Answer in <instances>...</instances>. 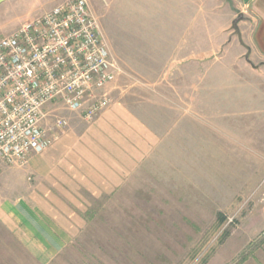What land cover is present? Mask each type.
Returning <instances> with one entry per match:
<instances>
[{"label": "rangeland", "instance_id": "rangeland-1", "mask_svg": "<svg viewBox=\"0 0 264 264\" xmlns=\"http://www.w3.org/2000/svg\"><path fill=\"white\" fill-rule=\"evenodd\" d=\"M61 1L1 3L0 38ZM252 1L88 0L123 70L110 105L124 102L168 143L151 176H128L111 194L79 191L87 211L60 214L67 243L52 261L22 245L11 264H264V52ZM240 14L257 67L232 29ZM57 113L70 122L61 137L87 124ZM19 168L0 169V190Z\"/></svg>", "mask_w": 264, "mask_h": 264}, {"label": "built area", "instance_id": "built-area-1", "mask_svg": "<svg viewBox=\"0 0 264 264\" xmlns=\"http://www.w3.org/2000/svg\"><path fill=\"white\" fill-rule=\"evenodd\" d=\"M88 0H63L0 38V169L26 167L70 126L93 121L122 72Z\"/></svg>", "mask_w": 264, "mask_h": 264}, {"label": "crops", "instance_id": "crops-1", "mask_svg": "<svg viewBox=\"0 0 264 264\" xmlns=\"http://www.w3.org/2000/svg\"><path fill=\"white\" fill-rule=\"evenodd\" d=\"M249 6L259 19L254 36L264 52V0H253ZM167 143L142 115L118 101L83 128L69 129L43 152L33 154L29 165L19 168L24 174L1 176L8 183L0 190V264L22 261V245L37 261H52L54 251L67 243L66 229L58 224L64 220L60 214L87 211L75 199L79 191L111 194L128 176H151L155 157ZM25 173L38 182H27ZM78 222L83 228L84 218ZM35 245H43L44 251L36 254Z\"/></svg>", "mask_w": 264, "mask_h": 264}, {"label": "water", "instance_id": "water-1", "mask_svg": "<svg viewBox=\"0 0 264 264\" xmlns=\"http://www.w3.org/2000/svg\"><path fill=\"white\" fill-rule=\"evenodd\" d=\"M6 0H0V4L1 3H3V2H5ZM250 0H245V2H249ZM243 19V16L240 14L239 16H238V18L233 22V24H232V29L234 30V34H236L237 36H238V38L240 39V42L243 44V45H245L244 44V42H243V38H242V33H241V30H240V28H239V22L241 21ZM247 47V53H246V55H245V58H246V60L249 62V63H251L254 67H257V66H255L253 63H252V61L250 60V54H251V47H249V46H246Z\"/></svg>", "mask_w": 264, "mask_h": 264}, {"label": "flooded vegetation", "instance_id": "flooded-vegetation-1", "mask_svg": "<svg viewBox=\"0 0 264 264\" xmlns=\"http://www.w3.org/2000/svg\"><path fill=\"white\" fill-rule=\"evenodd\" d=\"M234 35H236V34H234ZM245 46H248V45L245 44ZM246 48H247V47H246ZM247 51H248V50H247Z\"/></svg>", "mask_w": 264, "mask_h": 264}]
</instances>
